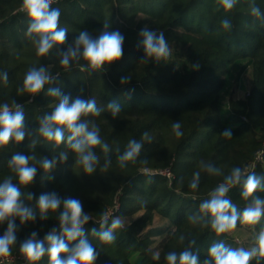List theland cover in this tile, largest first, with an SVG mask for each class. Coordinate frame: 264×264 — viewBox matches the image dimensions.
<instances>
[{
	"label": "trees",
	"instance_id": "obj_1",
	"mask_svg": "<svg viewBox=\"0 0 264 264\" xmlns=\"http://www.w3.org/2000/svg\"><path fill=\"white\" fill-rule=\"evenodd\" d=\"M249 4L250 0H237L226 12L218 0H57L51 7L60 9V24L68 28L67 41L54 46L48 56L39 57L26 37L28 18L19 11L22 0H0V73L8 74L6 84L0 79V104L15 100L24 105L29 131L38 129L39 117L58 102L47 95L48 87L59 88L72 99L95 96L101 107L113 100L122 105L115 119L107 111L89 117L110 147L109 153L96 149L100 165L92 175L74 164V153L64 145L53 151L42 141L34 149L36 160L51 159L59 151H68V159L47 174L38 168L34 182L21 189L35 194L30 204L40 194L53 191L61 199L72 197L82 202L83 211L93 217L84 227L99 253L95 264H166L167 253L183 251L191 240H195L192 251L198 252L201 262L213 243L223 241L229 247H239L227 233L217 236L210 227L193 225L188 217L234 167L264 176V19L253 17ZM255 4L264 13V0H255ZM224 19L231 22L229 30L221 26ZM105 21L110 23L109 31L119 30L125 37L121 60L105 72L80 71L75 64L70 70L61 67L58 52L80 31L99 35ZM145 26L164 33L172 49L167 60L140 63L144 51L137 45ZM42 65L53 75L60 73L56 82L35 97L17 95L27 71ZM248 69L252 81L247 96L223 107L222 93ZM127 75L130 82L121 85V77ZM177 121L183 132L179 138L172 131ZM226 129H231V139L222 136ZM145 132L151 142L144 139ZM132 139L143 144L139 158L120 168L117 158ZM29 142L26 136L19 144L11 141L0 149V182L14 177L8 168L14 153L32 155ZM106 158L111 166L105 171ZM142 159H147V164L140 163ZM201 161L220 168L223 174H209L201 168ZM165 169L171 171L170 178L158 173ZM197 171L199 185L193 190L190 183ZM12 182L17 183L15 178ZM241 190L233 187L228 197L242 210L246 201ZM255 194L264 198V191ZM62 210L47 220L37 213L35 221L23 225L16 219L17 240L10 255L15 261L10 264H29L19 247L33 231L40 240L53 227L59 235L57 217ZM105 212L130 219L124 229L116 231L115 242L107 245L91 235L93 228L100 230L97 220ZM155 218L163 225L154 226ZM6 228L7 222L0 224V236ZM261 228L264 218L249 230L257 236ZM156 238L161 240L158 249L153 248ZM36 264H48V257ZM250 264H264V259L254 258Z\"/></svg>",
	"mask_w": 264,
	"mask_h": 264
},
{
	"label": "clouds",
	"instance_id": "obj_2",
	"mask_svg": "<svg viewBox=\"0 0 264 264\" xmlns=\"http://www.w3.org/2000/svg\"><path fill=\"white\" fill-rule=\"evenodd\" d=\"M54 2L55 0H22V7L28 18L26 37L39 57L48 56L54 46L64 45L67 41L68 28L61 26L60 9L51 7ZM218 3L227 12L234 8L237 0H218ZM249 8L253 17L264 19V13L255 4V0H250ZM221 26L229 30L232 25L228 19H224ZM109 28L110 23L105 21L99 35H93L87 30L80 31L77 38L58 52L61 67L70 70L75 64L80 71L105 72L111 64L121 60L124 55L125 37L119 30L109 31ZM139 36L141 39L137 46L142 47L144 51L140 63H147L149 60L159 63L171 56L172 49L163 32L157 34L145 26ZM59 76L60 73L53 75L46 66L32 67L25 74L22 86L17 88V95L27 94L35 97L44 91L47 85L55 83ZM0 79L6 84L8 74L0 73ZM130 80L129 75L123 76L120 83L126 85ZM80 91L83 92V89ZM47 95L56 98L58 102L50 112L39 117V127L35 131H29L26 126L24 105L15 100L11 104H0V149L6 148L11 141L19 144L26 136L30 137L29 148L33 149L32 155L14 153L8 162V168L14 177L8 176L0 182V224L7 222L6 231L0 236V258L11 255L17 240V218L20 225L35 221L37 213L41 220H47L50 214L55 215L62 207L63 210L57 217L59 235L53 227L43 240H40L37 238L38 233L33 231L20 244L19 251L29 264H36L44 256L48 257V264H95L99 253L90 242L84 227L93 217L83 211L82 202L72 197L61 199L53 191L40 194L34 204H30L28 202H33L35 194L21 189L34 182L38 168L47 174L57 167L58 162L62 164L68 159V151H59L51 159L40 157L36 160L34 149L42 141L50 144L53 151L64 145L74 153V164L86 175H92L100 165L96 149L100 148L104 153H109L110 147L102 141L99 126L89 117H99L102 112L107 111L115 119L122 111V105L113 100L106 107H101L95 96L82 99L78 95L72 99L59 88L52 87H48ZM172 131L177 138L183 136L179 121L173 122ZM222 136L231 139V129H226ZM143 137L151 142L147 132L143 133ZM142 146L143 144L135 139L129 140L125 151L117 158L119 167L125 168L129 162L136 163ZM147 162V159L140 160L142 164ZM110 166L111 160L106 158L103 169L106 171ZM200 166L211 175L223 174L220 168L203 161ZM13 178L17 183L12 182ZM199 179L200 172L197 171L190 183L191 189H197ZM236 186L241 187V197L246 201L242 210L228 197L229 191ZM258 191H264V176L254 172L246 173L240 167H234L224 176L223 182L209 192V198L200 203L198 211L188 219L193 225L210 227L217 236L231 233L238 223L257 225L264 218V198L255 194ZM97 222L100 230L93 228L91 235L106 245L114 243L117 238L116 231L124 229L129 223L124 217H110L107 212ZM184 239L183 236L180 237L181 241ZM194 244L195 240H191L183 251L167 253L166 264H250L254 258L259 261L264 259V228L260 229L254 246L250 248H232L223 241L213 243L208 249L207 258L202 262L198 252L192 251ZM156 259H159L158 253Z\"/></svg>",
	"mask_w": 264,
	"mask_h": 264
},
{
	"label": "rangeland",
	"instance_id": "obj_3",
	"mask_svg": "<svg viewBox=\"0 0 264 264\" xmlns=\"http://www.w3.org/2000/svg\"><path fill=\"white\" fill-rule=\"evenodd\" d=\"M251 81L252 76L249 69L245 71L241 77L240 80L237 82H233V85L225 90L222 93V105L223 107L228 106L229 101H238L241 99H245L247 96V90L251 88ZM127 221L130 222V219L126 218ZM154 226H161L163 223H161L157 218H155V222L153 224ZM254 226L250 225H240L237 227L234 231L231 233H227L229 237L233 238V240L237 243L239 247L244 248H250L254 246L252 243L255 242L256 236L250 232L249 229L253 228ZM145 231V230H144ZM160 238H156V242L153 245L154 249H158V245L160 244ZM157 252H155V255Z\"/></svg>",
	"mask_w": 264,
	"mask_h": 264
},
{
	"label": "built area",
	"instance_id": "obj_4",
	"mask_svg": "<svg viewBox=\"0 0 264 264\" xmlns=\"http://www.w3.org/2000/svg\"><path fill=\"white\" fill-rule=\"evenodd\" d=\"M57 0H55L56 2ZM20 12H24L23 10V7H21L19 9ZM159 174L167 177V178H170L171 177V171L169 169H165V170H161L158 172ZM118 207V206H116ZM112 213V211H110V214ZM15 261V258L14 257H11V256H8V257H4V258H0V264H10V263H13Z\"/></svg>",
	"mask_w": 264,
	"mask_h": 264
}]
</instances>
